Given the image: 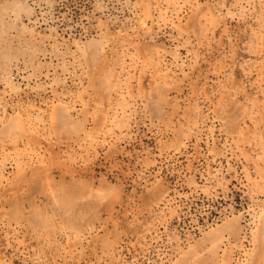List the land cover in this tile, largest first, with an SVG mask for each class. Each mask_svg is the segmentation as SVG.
I'll return each mask as SVG.
<instances>
[{"label": "rangeland", "instance_id": "1", "mask_svg": "<svg viewBox=\"0 0 264 264\" xmlns=\"http://www.w3.org/2000/svg\"><path fill=\"white\" fill-rule=\"evenodd\" d=\"M0 264H264V0H0Z\"/></svg>", "mask_w": 264, "mask_h": 264}]
</instances>
